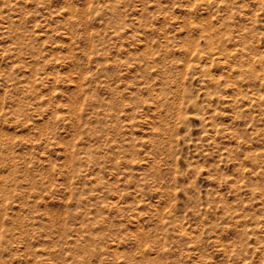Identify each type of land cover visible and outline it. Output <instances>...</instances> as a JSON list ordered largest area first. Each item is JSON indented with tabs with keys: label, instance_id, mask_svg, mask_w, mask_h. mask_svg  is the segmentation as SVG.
<instances>
[{
	"label": "rangeland",
	"instance_id": "rangeland-1",
	"mask_svg": "<svg viewBox=\"0 0 264 264\" xmlns=\"http://www.w3.org/2000/svg\"><path fill=\"white\" fill-rule=\"evenodd\" d=\"M0 264H264V0H0Z\"/></svg>",
	"mask_w": 264,
	"mask_h": 264
}]
</instances>
